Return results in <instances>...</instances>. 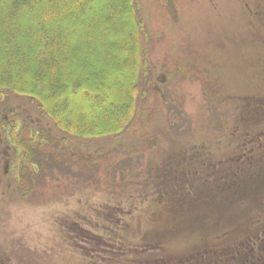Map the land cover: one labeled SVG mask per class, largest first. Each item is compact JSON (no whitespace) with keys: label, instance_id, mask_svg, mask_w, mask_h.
Returning a JSON list of instances; mask_svg holds the SVG:
<instances>
[{"label":"rangeland","instance_id":"374dc122","mask_svg":"<svg viewBox=\"0 0 264 264\" xmlns=\"http://www.w3.org/2000/svg\"><path fill=\"white\" fill-rule=\"evenodd\" d=\"M135 3L145 63L121 133L78 137L27 95L0 99L1 263L181 262L264 218L256 200L212 194L221 172L264 182V166L248 169L258 158L237 161L264 129V0ZM205 192L192 209L177 202Z\"/></svg>","mask_w":264,"mask_h":264},{"label":"trees","instance_id":"16d2710c","mask_svg":"<svg viewBox=\"0 0 264 264\" xmlns=\"http://www.w3.org/2000/svg\"><path fill=\"white\" fill-rule=\"evenodd\" d=\"M136 12L135 0H0V99L9 92L27 95L58 128L78 137L121 133L134 117L145 63ZM221 173L213 182L214 199L222 205L257 202L239 185L257 181L243 175L231 183ZM180 197L177 202L192 209L191 199L207 202L210 193ZM155 261L134 264L163 260Z\"/></svg>","mask_w":264,"mask_h":264},{"label":"flooded vegetation","instance_id":"af4514ba","mask_svg":"<svg viewBox=\"0 0 264 264\" xmlns=\"http://www.w3.org/2000/svg\"><path fill=\"white\" fill-rule=\"evenodd\" d=\"M8 114L9 112L5 113L6 119L3 121L4 124H7L9 128L15 127L16 132H18V124H13L12 121L9 120ZM29 131L31 132V135L32 133L34 134L35 132H37L33 128H30ZM4 132L6 133V138L12 142L15 138L12 136V131L9 129L8 130L5 129ZM263 152H264V129H261L258 135H256L255 137L249 135L245 137L243 143L241 144V153L238 155L237 161L240 160L241 161L240 164H245L247 161H249V159L256 158L257 160L258 158L259 161H257L256 163L253 161L248 162V164H251L248 169L250 168L255 169V167L257 168L259 167L261 168V172H262L264 166V160H260V159L261 156L264 154ZM243 159H248V160L246 161ZM239 176L240 175H238L237 172L233 173L232 176H229L230 181H231V177H235L236 179ZM199 178L202 179L203 175H199ZM206 179L210 180L213 179V177L210 176L207 177ZM239 185L244 190L243 192L246 195L249 194L256 195V198H258L256 205L260 210L264 211V200L259 199V197H262L264 193V182L255 183L252 185H249V183L247 182L244 184L239 183ZM243 185H247V186H243ZM219 239H217L218 244L223 242L224 246H210L209 248L201 249L195 254V256L182 260L180 264H264V218H259L255 230L245 232V234H242V232L228 233L227 238L224 237L223 241ZM120 249L121 248L119 247L102 248L101 249L102 251L100 252L102 253L105 251V253H109L108 251H114V253H116L118 252L117 250ZM99 257L100 260H102V262H99V264H107V262H104L105 260L114 258V257L110 258L106 256H99ZM0 264L3 263L0 262ZM108 264H111V262H109Z\"/></svg>","mask_w":264,"mask_h":264}]
</instances>
